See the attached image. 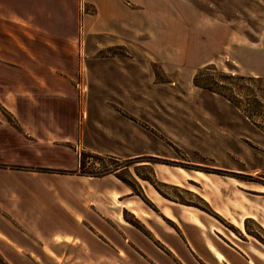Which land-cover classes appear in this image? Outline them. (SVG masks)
Masks as SVG:
<instances>
[{
  "label": "rangeland",
  "instance_id": "rangeland-1",
  "mask_svg": "<svg viewBox=\"0 0 264 264\" xmlns=\"http://www.w3.org/2000/svg\"><path fill=\"white\" fill-rule=\"evenodd\" d=\"M109 2L0 0V131L31 138L37 164L69 160L40 148L69 137L80 161L73 172L123 178L155 209L140 185L148 182L236 232L198 187L264 190V0ZM243 230L264 249L254 220ZM44 249L37 264H66ZM90 258L145 263L131 249Z\"/></svg>",
  "mask_w": 264,
  "mask_h": 264
},
{
  "label": "crops",
  "instance_id": "crops-1",
  "mask_svg": "<svg viewBox=\"0 0 264 264\" xmlns=\"http://www.w3.org/2000/svg\"><path fill=\"white\" fill-rule=\"evenodd\" d=\"M110 1V9H119V0ZM68 138L40 148L51 161L60 155L69 160L37 164L28 156L31 138L0 131V255L9 264H25L19 256L37 264L36 257H48L44 247L66 257V264H79V257L93 264L91 256L128 255V249L143 264H264V249L243 230L244 219H252L264 231V190L230 183L198 187L200 198L235 232L200 209L159 195L148 182L140 185L155 209L115 176L73 172L79 160Z\"/></svg>",
  "mask_w": 264,
  "mask_h": 264
},
{
  "label": "trees",
  "instance_id": "trees-1",
  "mask_svg": "<svg viewBox=\"0 0 264 264\" xmlns=\"http://www.w3.org/2000/svg\"><path fill=\"white\" fill-rule=\"evenodd\" d=\"M79 166H80V161H79ZM86 174H89V175H96V174H94V173H86ZM118 177V176H117ZM122 182H124L125 184H127L130 188H132V185L130 184V183H128L127 181H125L123 178H120V177H118ZM143 179H146V178H143ZM149 181V180H148ZM153 186H154V184H153ZM155 187V186H154ZM156 188V187H155ZM133 189V188H132ZM136 194H138V193H136ZM140 198L144 201V202H146L141 196H140ZM147 203V202H146ZM184 204H187V205H192V204H190V203H184ZM132 224H134V221L132 220V219H128Z\"/></svg>",
  "mask_w": 264,
  "mask_h": 264
}]
</instances>
